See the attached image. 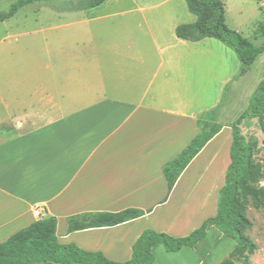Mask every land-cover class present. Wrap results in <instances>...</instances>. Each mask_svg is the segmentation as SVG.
<instances>
[{
	"label": "crops",
	"instance_id": "1",
	"mask_svg": "<svg viewBox=\"0 0 264 264\" xmlns=\"http://www.w3.org/2000/svg\"><path fill=\"white\" fill-rule=\"evenodd\" d=\"M114 1L84 10L82 17L80 6L67 7V21L41 31L56 33L54 41L53 36L43 40L45 69L51 70L55 49L57 75L35 78L29 92H0V244L53 217L61 245L124 264L146 230L184 238L217 214L218 198H207L201 206L197 197L212 186L205 189L201 181L194 192L190 187L201 176L202 164L211 168L202 176L210 181L230 166L232 126L238 119L229 123L223 117L235 100L249 98L241 83L255 64L239 76L235 51L221 41L179 39V26L197 22L186 0H128L126 10H102ZM113 31L119 37L103 42ZM209 92L215 97L211 109ZM200 120L222 130L168 197L164 166L197 137ZM224 151L227 157L221 156ZM224 183L216 186V196ZM36 209L40 218L34 216ZM128 209L144 215L115 227L69 231L72 217ZM228 239L212 227L193 248L170 253L157 245L153 264H220L236 245Z\"/></svg>",
	"mask_w": 264,
	"mask_h": 264
},
{
	"label": "trees",
	"instance_id": "2",
	"mask_svg": "<svg viewBox=\"0 0 264 264\" xmlns=\"http://www.w3.org/2000/svg\"><path fill=\"white\" fill-rule=\"evenodd\" d=\"M46 0H21L8 13L0 14V24L12 18L30 3ZM107 0H84L81 9L91 10L103 5ZM189 11L197 17V22L177 28V37L184 41L199 42L216 39L231 48L238 55L242 70L246 74L264 53V47L233 31L226 23L225 4L222 0H186ZM264 36V24L256 33V39ZM252 105L232 126L233 141L230 149L231 164L225 176L217 202V214L209 218L192 234L184 238H174L146 230L133 247L132 259L124 264H153L152 248L163 245L170 253H177L184 247H195L207 238L208 229L215 227L236 245L220 264H250L257 245L244 233L250 222L245 217L246 205L251 201L264 211V163L256 161L257 142L248 141L241 126L251 127V121L258 119L264 134V80L252 98ZM201 129L192 143L174 161L164 166V175L171 195L181 174L199 155L205 146L222 130V125L204 120L199 121ZM167 197V199H168ZM144 212L128 209L120 213L82 214L69 219L70 233L89 229L115 227L140 219ZM119 264L108 261L101 253H87L75 245H61L57 236V220L47 218L16 233L0 244V264Z\"/></svg>",
	"mask_w": 264,
	"mask_h": 264
},
{
	"label": "rangeland",
	"instance_id": "3",
	"mask_svg": "<svg viewBox=\"0 0 264 264\" xmlns=\"http://www.w3.org/2000/svg\"><path fill=\"white\" fill-rule=\"evenodd\" d=\"M19 1L21 0H0V14L8 13ZM83 1L84 0H46L30 3L22 7L15 16L0 24V92H29L35 89V78L39 79L57 75L56 52L52 47L50 51L52 56L50 57L52 68L50 71L45 69L44 62L48 61L46 60V47H44L45 44L43 40V38L47 36H53L54 41L56 33L53 31L43 34L41 31L48 27L61 25L63 22L67 21L65 20L68 16L65 13L67 7H71L72 5L81 7ZM116 1L102 7L104 8L102 10L105 12L113 11L112 13H115L119 12L121 9H127L128 0L127 2L126 0H118L119 3ZM223 2L226 5V19L230 29L236 32L239 31V34L253 42L255 46L264 47V36L256 39L257 30L264 24V0H223ZM83 11L84 10L80 11V17H82L81 14H84ZM118 20L119 18H115L113 22L118 23ZM117 31L106 34V38H104L103 42L108 41V39L112 40L113 38H118ZM232 54L235 60L240 64V76L242 64L236 52ZM232 69V71L235 72V65H233ZM263 80L264 53L257 58L253 73L241 83V86L245 87L249 98L243 102H240L243 100L242 98L239 99V101L235 100L227 109L223 121L233 123L248 111L253 103L252 98ZM226 96H228V92L225 97ZM214 101L215 97H212L211 93L207 99L208 109H211V105L215 103ZM214 115L215 113H213V115H207V118L211 119ZM243 125V135L247 140H255L257 142L258 149L256 150H258V152H256L255 155L256 161L264 163V134L261 131L258 121L255 120L253 126L251 121V127H247L245 124ZM229 129L230 126H227L225 134L223 135L224 139L229 136ZM230 135L232 136L231 130ZM221 156L227 157L226 152H222ZM202 166L203 172L201 176L195 180L196 184L190 187V191L194 192L200 187L201 181H204L205 189L212 186L210 192L203 190L197 195L198 202H201V206L207 198H218L214 190L216 186L220 185L221 180H225L226 171L229 167H227L219 178H215L214 182L210 181L209 178L204 179L202 177L211 169L208 167V164H202ZM216 179H218V181H216ZM213 182L214 184L211 185ZM261 186H264V182L261 183ZM175 207H178V203H176ZM245 217L250 222V226L245 228L244 233L258 248L256 252L249 257L250 264H264V211L261 208H257L250 201L246 205ZM228 240L229 242L235 243L230 239ZM221 247L224 248V251L229 249L226 244H222Z\"/></svg>",
	"mask_w": 264,
	"mask_h": 264
},
{
	"label": "built area",
	"instance_id": "4",
	"mask_svg": "<svg viewBox=\"0 0 264 264\" xmlns=\"http://www.w3.org/2000/svg\"><path fill=\"white\" fill-rule=\"evenodd\" d=\"M34 216H35L36 218H40V217H41V210H40V209H36V210L34 211Z\"/></svg>",
	"mask_w": 264,
	"mask_h": 264
}]
</instances>
